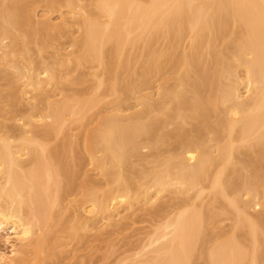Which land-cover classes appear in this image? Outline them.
Listing matches in <instances>:
<instances>
[{
	"label": "bare ground",
	"instance_id": "obj_1",
	"mask_svg": "<svg viewBox=\"0 0 264 264\" xmlns=\"http://www.w3.org/2000/svg\"><path fill=\"white\" fill-rule=\"evenodd\" d=\"M75 263L264 264V0H0V264Z\"/></svg>",
	"mask_w": 264,
	"mask_h": 264
},
{
	"label": "rangeland",
	"instance_id": "obj_2",
	"mask_svg": "<svg viewBox=\"0 0 264 264\" xmlns=\"http://www.w3.org/2000/svg\"><path fill=\"white\" fill-rule=\"evenodd\" d=\"M132 240H134L133 238H131V240H127L129 242H127L126 244H123L121 241L119 243V245L116 247V251H115V254L111 256V259H113L117 253H119L120 251H122V249L124 248H129L131 246V242ZM107 249H102V250H98L94 255H93V258L94 259H98L104 252H107L106 251ZM75 264H82V263H75Z\"/></svg>",
	"mask_w": 264,
	"mask_h": 264
}]
</instances>
